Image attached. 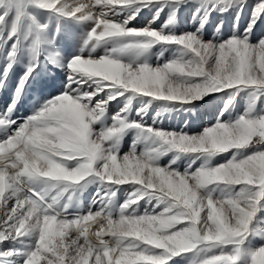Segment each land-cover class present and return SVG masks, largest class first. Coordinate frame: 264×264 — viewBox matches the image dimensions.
Masks as SVG:
<instances>
[{"label": "snow or ice", "instance_id": "6c2138e0", "mask_svg": "<svg viewBox=\"0 0 264 264\" xmlns=\"http://www.w3.org/2000/svg\"><path fill=\"white\" fill-rule=\"evenodd\" d=\"M262 24L264 0H0V264H264Z\"/></svg>", "mask_w": 264, "mask_h": 264}, {"label": "rangeland", "instance_id": "374dc122", "mask_svg": "<svg viewBox=\"0 0 264 264\" xmlns=\"http://www.w3.org/2000/svg\"><path fill=\"white\" fill-rule=\"evenodd\" d=\"M255 3V0H249V4ZM191 8H185L181 11L180 17H179V29L180 30H193L194 26H196V22L193 21L191 13ZM249 9H246L245 16H247ZM224 19L226 21V28L225 31H227L231 27L232 23V16L230 14L225 15L224 17H220L217 14H213L211 18V22L207 26V32L210 35L212 33V30L215 26V24L218 22L219 19ZM151 19L150 15L145 13L141 17H138L134 22L133 26L135 27H143L145 26L148 21ZM160 22H157L159 24ZM262 32H264V24L260 25L257 29V35H260ZM115 105H113V109H115ZM21 114H27L25 109H21ZM214 119L213 112L210 107H201L198 111L193 110L191 113H171V114H165L163 118V126L168 128H177V127H183V121L187 120L189 124L188 131L195 132L201 130L203 126H206L209 121H212ZM130 143V140L128 141ZM126 150V149H125ZM218 161L222 162L220 158H218ZM91 190L89 193H86L84 196V202L88 203L91 198Z\"/></svg>", "mask_w": 264, "mask_h": 264}]
</instances>
